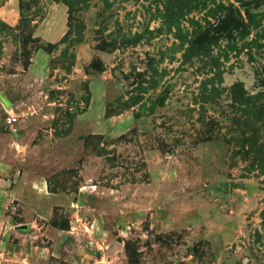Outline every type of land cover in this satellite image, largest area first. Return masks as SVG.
Instances as JSON below:
<instances>
[{"label": "rangeland", "instance_id": "obj_1", "mask_svg": "<svg viewBox=\"0 0 264 264\" xmlns=\"http://www.w3.org/2000/svg\"><path fill=\"white\" fill-rule=\"evenodd\" d=\"M0 264H264V0H0Z\"/></svg>", "mask_w": 264, "mask_h": 264}, {"label": "crops", "instance_id": "obj_2", "mask_svg": "<svg viewBox=\"0 0 264 264\" xmlns=\"http://www.w3.org/2000/svg\"><path fill=\"white\" fill-rule=\"evenodd\" d=\"M3 19L5 22H8V23H12V18L11 17H4L3 16ZM32 37L34 39L37 40V42L41 43V42H45L46 39H48L46 37V35L42 32L40 26L38 27H35L33 33H32ZM50 40V39H48ZM41 51L37 50L36 52H34V54L32 55V57L28 60V62L24 65L23 68H21L20 72H18V67H16L14 70L10 71L8 73L9 77H11L9 79V83L11 84L12 88L14 89V91L16 93H14L15 96H22V97H27L28 95L26 94L27 92L25 91H21L19 90V83H22L24 82V80H30V76L32 73H35L37 75L36 79L39 78L41 75H44L45 72H46V64L45 63H41V62H38V58L37 56L40 54ZM40 74V75H39ZM23 84V83H22ZM23 86V85H22ZM36 180V179H35ZM34 184L38 183L37 187L43 189L44 186H45V182L43 181H33ZM36 182V183H35ZM80 227V225H78ZM99 226H100V223L98 222V220L95 218H93V220H91L89 223H88V226L86 228V230H84L83 228L80 227V229H83L84 231H86L89 235H91L92 237H95V240H92L94 242H96V237H100L103 239L104 237V231L103 230H100L99 229ZM27 228V227H26ZM26 228H23V229H26ZM28 230H30V227L28 228ZM65 232V234H67V237L65 238H69V239H77V233L74 232L73 230H69V229H56V233L59 234V233H62V232ZM23 236L21 239L24 240L25 238H27L25 236L24 238V235H27L28 233L23 231V233H21ZM65 238H62L65 239ZM99 242V240L97 241ZM102 242V240H101ZM58 243V242H57ZM55 244H50V246H54ZM45 247H41L39 249V257L40 258H45L47 256V253H45ZM47 250V249H46ZM55 251V250H54ZM56 252V251H55ZM54 253V252H53ZM49 254H52V253H49ZM48 254V256H49ZM64 261H67V259H64Z\"/></svg>", "mask_w": 264, "mask_h": 264}]
</instances>
